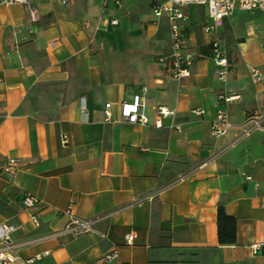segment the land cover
<instances>
[{"label":"crops","instance_id":"0c3cea01","mask_svg":"<svg viewBox=\"0 0 264 264\" xmlns=\"http://www.w3.org/2000/svg\"><path fill=\"white\" fill-rule=\"evenodd\" d=\"M27 2L0 0V226L17 228L15 264H264V247L251 250L264 243V119L247 132L249 116L264 117V10L238 9L206 35V9L186 8L183 33L199 57L177 80L153 61L172 54L169 20L153 13L169 0H133L125 11L115 0ZM215 38L226 82L210 59ZM143 89L149 123L126 124L122 106ZM222 94L238 99L221 103ZM158 106L176 110L174 120L159 127ZM220 110L232 128L215 138ZM23 193L42 201L38 226L20 208ZM219 205L237 218L235 245L218 242ZM68 208L92 230L65 232Z\"/></svg>","mask_w":264,"mask_h":264},{"label":"built area","instance_id":"2783aa9c","mask_svg":"<svg viewBox=\"0 0 264 264\" xmlns=\"http://www.w3.org/2000/svg\"><path fill=\"white\" fill-rule=\"evenodd\" d=\"M27 0H3V4L11 6L15 4L26 5ZM115 6L121 8V3L115 1ZM191 6H200L206 9L208 15V22L203 26V32L206 35L215 34L218 31L221 23L232 16L236 10L240 9L245 12H253L256 10H264V0H169V2L158 5L154 8L153 13L155 18L160 19L167 17L170 23V43L172 46V54L169 56H162L159 58V62L166 66L167 73L173 79H182L191 75V67L196 61L199 55L188 45L187 40L183 33L182 24L188 22L189 16L185 13V9ZM30 16L32 21L37 20V12L34 9H30ZM109 25H119L118 20H109ZM210 59L217 67V78L221 82L227 81L229 73V59L226 50L221 45V40L215 38L211 42V54ZM254 75L257 74L256 70H253ZM146 89H143L139 94L134 97L132 103H124L122 106V120L126 124L130 125H142L146 126L149 123L146 114V101L145 94ZM238 99V96L233 95H220L219 101L221 103H229ZM112 105L106 104L105 106V121L112 122L113 116L111 112ZM82 111L86 109L83 106ZM158 116L157 125L160 127L163 120L173 119L176 116V110L170 109L166 106H158L156 108ZM192 113L196 116H203L205 111L201 108L192 110ZM249 122L252 123L250 130L260 128L262 126L263 116H249ZM174 129L181 130V126L174 125ZM232 128V124L229 120V115L224 111H218L215 120L212 123L211 134L215 138L223 137L228 134ZM70 144V138L67 134L61 135V145L63 148H67ZM18 161L11 160L7 168L8 171L15 170ZM20 208L30 214L31 219L35 225H39V214L43 209L42 201L30 194L23 193L19 202ZM69 217V223L65 232H68L74 236H78L83 233H87L92 230V226L95 221L82 220L72 215L71 209L68 208L63 212ZM17 230L13 225L3 224L0 226V244L3 246L0 249V264H15L19 260V256L15 253L16 245L12 240V234ZM136 234L130 232L126 235L127 245H133L136 240ZM264 247V243L254 244L251 246V250L254 255H258L261 249ZM118 257V249L112 250L106 254L103 261L108 262Z\"/></svg>","mask_w":264,"mask_h":264},{"label":"trees","instance_id":"16d2710c","mask_svg":"<svg viewBox=\"0 0 264 264\" xmlns=\"http://www.w3.org/2000/svg\"><path fill=\"white\" fill-rule=\"evenodd\" d=\"M217 231L220 245L231 246L237 243V218L227 214L222 205L217 209Z\"/></svg>","mask_w":264,"mask_h":264},{"label":"rangeland","instance_id":"374dc122","mask_svg":"<svg viewBox=\"0 0 264 264\" xmlns=\"http://www.w3.org/2000/svg\"><path fill=\"white\" fill-rule=\"evenodd\" d=\"M115 1H118L119 3H121V8H118L119 9V11H125V10H127V7L128 6H130L131 4H132V2H133V0H115ZM137 1V0H136ZM139 1V0H138ZM149 8L151 9L152 8V3H151V5L149 6ZM120 25V24H119ZM118 25V26H119ZM112 27V26H111ZM198 28H200V25L198 26V24H197V21H195L194 22V29H198ZM109 30H111V29H109ZM110 47H108L107 49H109ZM109 52V54H107V53H105L106 54V58H109V57H113V53H112V51H108ZM159 58L160 57H158V55H153V61H155V62H158V60H159Z\"/></svg>","mask_w":264,"mask_h":264}]
</instances>
